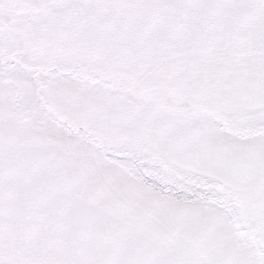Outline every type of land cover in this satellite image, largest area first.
Returning a JSON list of instances; mask_svg holds the SVG:
<instances>
[{
	"label": "snow or ice",
	"instance_id": "obj_1",
	"mask_svg": "<svg viewBox=\"0 0 264 264\" xmlns=\"http://www.w3.org/2000/svg\"><path fill=\"white\" fill-rule=\"evenodd\" d=\"M0 264H264V0H0Z\"/></svg>",
	"mask_w": 264,
	"mask_h": 264
}]
</instances>
